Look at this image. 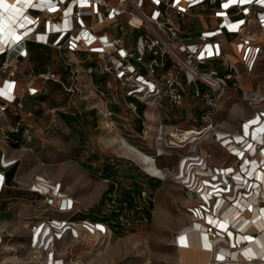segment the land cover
I'll return each mask as SVG.
<instances>
[{"label": "built area", "instance_id": "built-area-1", "mask_svg": "<svg viewBox=\"0 0 264 264\" xmlns=\"http://www.w3.org/2000/svg\"><path fill=\"white\" fill-rule=\"evenodd\" d=\"M198 18L212 24L198 29ZM261 35L264 0H0V142L12 145L11 135H20L22 140L14 139L18 150L34 151L29 145L38 132L35 114L24 109L23 98L47 94L48 83H57L69 97L61 110L80 113L79 104H84L112 144L128 135L152 144L149 155L155 165L159 159H179L176 166L161 169L162 177L137 163L153 177H171L188 195L191 223L172 242L179 251L192 249L183 242L198 229L212 246L199 249L212 254L214 264H264L259 243L264 234V96L243 92L246 98L254 94L251 100L262 105L237 132L223 131L216 122L227 94L238 92L242 74L252 73L264 55ZM31 44L58 52L66 76L53 67L42 73L21 70ZM189 94L202 100L203 124L165 120L163 100L182 109ZM137 102L147 118L149 112L159 113L151 117L154 123L139 114ZM40 107L57 126L58 109L46 103ZM210 136L230 162L213 166L198 153ZM21 162L5 148L1 151L0 196L10 186L6 171ZM32 185L27 189L45 197L47 210L58 201L54 210L59 216H36L31 222L36 252L30 264H83L66 262L55 251L56 242L68 233L79 238L83 230L113 234L103 223L72 220L87 209L78 207L59 184L38 177ZM8 250L0 237V258Z\"/></svg>", "mask_w": 264, "mask_h": 264}, {"label": "rangeland", "instance_id": "rangeland-1", "mask_svg": "<svg viewBox=\"0 0 264 264\" xmlns=\"http://www.w3.org/2000/svg\"><path fill=\"white\" fill-rule=\"evenodd\" d=\"M198 22V29H204L212 24V20L209 18H198ZM261 37L264 40V35ZM50 52L55 61L59 63L58 52L55 50ZM231 60L238 63L239 57L232 54ZM29 67V64H25L21 66V70H26ZM61 68L63 69L59 71L65 72L63 75L66 76V67L62 65ZM96 81L98 80L96 79ZM238 86L240 87L238 92L234 91L227 94L222 109L216 118V122L221 126L220 129L231 133L240 130L242 121L253 115L256 106L261 107L262 105V102L257 104V101L251 100L254 94L246 98L243 92L249 91L259 94L261 97L264 96V55L252 73L242 74ZM230 88L231 90L234 89L232 83ZM228 96L230 98H227ZM163 103L161 113L165 120L172 118L169 121L178 120V122L187 125L195 119L197 126L204 122L201 99L188 98L182 109L165 99ZM137 104L139 105V114L146 121L154 123L153 118H147L146 112L143 111V105L138 102ZM79 106H82V103ZM150 108L151 106H147V109ZM117 110L122 111L121 108H117ZM175 112L178 115H175ZM93 113L95 114V112ZM56 128L47 134L45 139L48 145L42 149V152L30 151L29 149L18 150L16 157H19L22 162L16 183L21 189H27L32 187L38 177H45L51 183L59 184L62 192L73 198L78 207L95 210L97 206H100L101 196L108 189V181L92 178L89 172L76 162L77 157L72 151V145H75V142L81 144L85 140L76 135H70L63 122L59 124L58 121ZM123 137L125 140L122 139L120 143L112 144L109 140L110 136L102 129L86 130L85 136L92 150L135 163H139L138 160H140L145 169L155 176L162 177L161 169L166 166H176L178 163L177 157H167L159 159L158 166L155 165L153 159H150L145 165L144 154H152V144L128 135ZM2 145L5 149L9 148L0 142V147ZM198 153L205 155L208 158V163L213 166H221L225 161L230 162L226 151L214 136H210L198 146ZM57 205L58 201L56 200L51 205L52 208L47 210V202L28 203L20 201L12 205L16 206L13 209L9 210L8 208L4 213H0V237L10 249L0 258V262L3 261L4 264L24 262L30 264L36 252L35 247H32L31 222L36 216L47 219L49 216L58 215L54 210ZM188 205H191V202L188 200L187 193L171 177L167 176L154 195L153 217L150 222L138 221L135 231L125 236H119L120 231H116L115 234H105L97 229H93L92 232L80 231L79 238H74L68 233L62 240L56 242L55 251L60 257L65 258L66 262L70 263L79 261L83 264H186L182 261V252L172 242L177 235L176 233L191 223L187 210ZM107 209L109 208L107 207ZM182 251L190 257L199 256L190 250ZM203 259L210 261L211 258L205 256Z\"/></svg>", "mask_w": 264, "mask_h": 264}, {"label": "trees", "instance_id": "trees-1", "mask_svg": "<svg viewBox=\"0 0 264 264\" xmlns=\"http://www.w3.org/2000/svg\"><path fill=\"white\" fill-rule=\"evenodd\" d=\"M30 47L32 49L43 46L39 47L31 44ZM50 55V50L36 54V68L34 69L36 73H42L49 68ZM57 63L58 61H52L50 67H53L55 72L64 74L65 72L61 73L59 71L63 68ZM47 86L49 90L47 94L28 95L33 99L34 103L24 102V109L31 110L35 114L34 123L38 132H33L34 139L29 146L36 152H42V149L46 148L48 145L45 139L47 134L57 129V126L50 124L51 115H45L44 109L41 107L37 109V104L46 103L50 108L58 109L59 118L70 126L78 127L83 123V118L80 117L79 113L72 114L61 110L62 107L68 104L69 99L68 95L61 89V86L54 82H49ZM188 98H191L190 94ZM172 122L186 126L178 122V120ZM11 137L12 145L20 147V143H15L14 139L20 140L22 136L11 135ZM81 139L85 140V142L81 144L75 142L76 144L72 145V151L77 157L76 162L85 171H88L92 178L107 180L108 189L99 203L100 206H97L95 210L87 209L77 212L72 217V220L103 223L112 230L113 234L116 231H120L121 234L119 236L134 232L138 221L142 222L145 220L150 222L153 217L154 195L162 186L163 179L145 173L133 161H126L116 156L113 157L101 154L97 150H92L86 138L82 137ZM19 166L20 163L6 171L8 185L13 182ZM20 201L28 203L45 202V197L28 189L9 186L3 190L0 196V213H4L8 208L9 210L13 209L16 206L12 205ZM107 207L109 209L106 210Z\"/></svg>", "mask_w": 264, "mask_h": 264}, {"label": "crops", "instance_id": "crops-1", "mask_svg": "<svg viewBox=\"0 0 264 264\" xmlns=\"http://www.w3.org/2000/svg\"><path fill=\"white\" fill-rule=\"evenodd\" d=\"M33 45H36V44H33ZM39 47H40V45H38ZM31 48V47H30ZM45 47H41V48H32V49H30V57H29V59H27V60H23L22 61V63H21V66H23V65H25V64H29L30 65V67L28 68V69H26V70H23V71H29V70H34L35 68H36V54H39V52H41V53H44V52H46V50L44 49ZM46 49H47V47H46ZM48 50H52V49H50V48H48L47 49V51ZM51 57H50V62H48L49 63V67H50V65H52L51 64V62L52 61H55V59H54V57L52 56V55H50ZM23 102H28L29 104H32V103H34V101H33V99L32 98H30L28 95L27 96H24V98H23ZM47 105V104H46ZM83 107V109H80V108H82ZM36 108L38 109V108H40V105H38L37 104V106H36ZM47 108H50L48 105H47ZM79 109H80V113H79V115H80V117H82L83 118V123L81 124V125H79L78 127H75V126H70V125H68V124H66L62 119H60L59 120V124H61L62 122L63 123H65V125L67 126V128H68V130H69V133H70V135H76V136H78V138L79 137H83V138H85V136H86V130H92V129H94V130H96V129H98V123H97V120L95 119V117H94V113H93V111H87L86 109H85V106H84V104H82V106H80L79 107ZM45 111H46V109H44V113H45ZM92 114V116H90ZM45 115H48L47 113H45ZM149 116H151V117H154V118H158V116H159V113L157 114V113H155L154 111H152V112H149V114H148ZM12 118V117H11ZM5 129L6 130H8L7 129V127L5 126ZM8 134H9V132L8 131H6ZM77 138V139H78ZM9 148L7 149L6 148V150H7V152L9 153V155L11 156V157H16L17 155H18V147H15V146H13V145H9L8 146ZM4 149V146L2 145V147H0V155H1V151ZM13 150H14V152H16L17 151V153H14L13 152ZM16 150V151H15ZM19 169H20V167H19ZM19 169H18V171H17V173H16V175H15V178H14V180H13V182L11 183V184H9L11 187H17V188H19V186L17 185V181H16V179H17V175H18V172H19ZM91 176V175H90ZM104 195V194H103ZM103 195L101 196V199H102V197H103ZM180 252H182L183 253V251H181L180 250ZM188 252V251H187ZM190 252H194V253H197V254H199V256L198 257H201L202 259H203V257H205V256H208L209 257V255L208 254H205V253H201V252H196V251H191L190 250ZM182 256V255H181ZM204 262H206L204 259L203 260H200V261H196V262H194L193 264H202V263H204ZM184 263H186V264H191V263H188V262H184Z\"/></svg>", "mask_w": 264, "mask_h": 264}, {"label": "bare ground", "instance_id": "bare-ground-1", "mask_svg": "<svg viewBox=\"0 0 264 264\" xmlns=\"http://www.w3.org/2000/svg\"><path fill=\"white\" fill-rule=\"evenodd\" d=\"M150 159H152V157L151 156H149V155H147V154H144V161H145V165H146V163L150 160ZM35 185V186H34ZM34 185H32V187L34 186L35 188L37 187L36 186V184H34ZM253 218H254V216H252ZM234 220V219H233ZM235 221V220H234ZM261 223V222H260ZM259 223V224H260ZM262 226H264V223L262 222V224L260 225V227H261V229H262ZM255 228H252L251 230H254ZM191 230L192 229H188L187 231H185V233H187L188 234V232H191ZM263 230V229H262ZM246 238L247 237H241V239L242 240H244V241H246ZM183 243H185V244H190L191 246H192V249H189V250H191V251H196V252H201V253H205V254H208L209 255V257L212 259V254H210V253H206V252H202L200 249H199V246L200 247H202V248H211L212 246L211 245H209V243H208V237H206V235L204 234V233H201V231L200 230H198V229H196L195 230V234L194 235H192V236H188L186 239H185V241L183 242ZM259 243H260V245H261V243H262V245H264V234H263V236L261 237V239L259 240ZM255 245H253V247H254ZM264 252V251H263ZM262 256V255H261ZM237 257V256H236ZM235 257V258H236ZM182 261H183V263L184 262H188V263H191V264H193L194 262H196V261H200V260H203L201 257H190L189 255H186L184 252L182 253ZM211 259H210V261H206V262H204V263H202V264H214L212 261H211Z\"/></svg>", "mask_w": 264, "mask_h": 264}]
</instances>
